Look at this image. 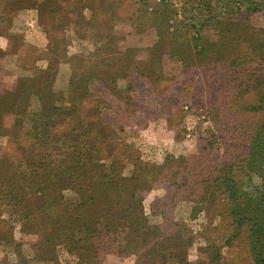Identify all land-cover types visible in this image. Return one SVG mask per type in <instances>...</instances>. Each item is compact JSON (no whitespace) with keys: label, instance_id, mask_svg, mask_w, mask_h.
I'll list each match as a JSON object with an SVG mask.
<instances>
[{"label":"rangeland","instance_id":"1","mask_svg":"<svg viewBox=\"0 0 264 264\" xmlns=\"http://www.w3.org/2000/svg\"><path fill=\"white\" fill-rule=\"evenodd\" d=\"M164 4L167 7L163 8ZM179 6L178 0H0V102L11 94L10 98L25 79L35 78L33 90L47 96L52 92L55 98L51 104L62 108V117L57 118L56 113L45 127L42 123L46 116L38 114L41 101L35 93L25 102L26 119L20 127H15L9 116H3L0 162L4 158L15 165L8 168L7 175L9 171L29 174L28 161L21 154L22 144H28L24 133L34 127L32 123L37 119L41 123L36 128L45 129L48 141L62 127L80 133V144L86 143V152L97 156L96 164L107 163V171L129 177L146 169V165L161 166L153 188L145 189L143 194L144 215L150 225L163 223L166 235L175 232L174 224L181 225L183 235L193 237L187 262L199 264L204 262L202 251L207 238L221 241L222 236L213 234L206 225L204 212L195 218L190 216L194 206L191 198L176 201L167 210L165 220L152 214L150 207L156 205L155 201L173 192L168 177V187L159 183L168 175V169L181 174L189 168L192 173L205 167L215 170L229 157L241 158L245 134L249 136L253 127L264 120V109L247 106L257 97L241 86L244 75L233 81L232 74L220 65L206 63L201 67L203 63L195 58L185 65L166 57L164 49L169 44L183 46L184 34L181 36L176 28L187 20ZM162 13L170 18L163 20ZM261 16L255 13L250 22L263 27ZM157 24L160 27L156 28ZM159 29H167L168 34L177 36L176 40L166 41ZM150 54L155 61L147 60ZM156 62L162 67L154 73ZM90 137L100 152L87 144ZM36 152L40 156L46 153L38 147ZM185 159L189 160L188 168L183 165ZM1 173L0 168V179ZM14 194L6 196L0 191V264H50L36 260L37 245L42 243L46 228L37 220L35 232L22 231L27 221L13 212ZM22 195L29 199L22 209L33 210L32 191L23 190ZM62 195L63 205L73 207L74 192L64 190ZM113 235L119 238L121 234ZM121 243L125 249L124 241ZM99 244L96 259L88 264H140L139 242V252L125 255L118 253L122 247L113 237ZM244 251L239 247L241 255ZM55 254L60 261L78 264L65 257L61 244L55 246L52 256Z\"/></svg>","mask_w":264,"mask_h":264},{"label":"trees","instance_id":"2","mask_svg":"<svg viewBox=\"0 0 264 264\" xmlns=\"http://www.w3.org/2000/svg\"><path fill=\"white\" fill-rule=\"evenodd\" d=\"M178 2L180 14L187 20L186 24L176 28L181 36L184 34L181 42L183 46L175 48L169 44L170 47L163 48L166 57L171 61L184 62L185 65L192 58L203 63L201 67L206 63L220 65L224 71L232 74L233 81L241 80L244 75L241 86L246 88L245 92H250L252 96L256 94L257 97L255 103L247 106L264 109V26L250 22L255 13H260L264 18V0ZM162 16L165 21L170 18L169 14L162 13ZM158 27L160 24L156 25ZM167 31L159 29L158 33H162L166 41L176 40L177 36ZM151 55L147 60L155 61ZM157 64L154 63V73L161 70V62ZM254 65L258 68L254 69ZM25 80L24 85L19 87L18 84L13 89L10 98L11 94L4 96L0 102V119L9 116L12 124L18 126L26 119L25 102L36 93L42 109L38 114L40 117L46 116L42 124L48 127L56 113L57 118L62 117V108L51 104L55 98L52 92L47 96L42 91L44 95L33 90L35 78ZM56 96L58 99L59 95ZM36 120L32 123L34 127L24 133L28 144H22L21 154H25L28 161L29 174L17 175V172L9 171L10 175H7L8 168H15V165L4 158L0 162L3 170L0 191L6 196L15 193L11 198L15 206L13 212L27 221L22 231L35 232L37 220L47 230L42 243L33 245L34 248L37 245L39 252L36 260L50 264H70L66 259H57L56 254L52 256L55 246L61 244L65 257L72 262L93 263L101 247L99 242L113 237L118 241L119 248L122 247L120 251L117 250L118 253L123 255L139 252L136 246L139 242L140 264H189L187 251L192 246L193 237L183 235L184 228L177 224L173 225L177 226L175 232L166 235L162 230L163 223L150 225L143 212V194L146 193L145 189L153 188V183L162 171L161 166L146 165V169L132 173L129 177L114 170L109 172L105 170L107 163H95L97 156L88 150L86 152V143L80 144V133H71L73 128H60L61 131L53 134L48 141L45 129L36 128L40 122ZM88 140L87 144L97 152L101 151L91 137ZM37 147L45 150V156L35 153ZM48 149L55 151L58 157L52 156ZM188 161L184 160L186 168L190 165ZM208 162L211 166V161ZM111 163L113 165V161ZM205 168L196 169L194 173L189 168L185 174L168 169V175L159 184L168 187L166 181L169 180L173 192L158 198L156 205L150 207L151 213L165 220L167 210L176 201L191 198L194 206L190 216L195 218L198 213L204 212L206 225L213 234L222 236L221 241L210 237L205 240L202 251L205 254L204 262L199 264H264V120L253 127L249 136L245 134V149L241 158L229 157L221 168L215 170ZM26 189L32 191L34 198L31 211L22 209L29 200L21 196ZM64 190L75 194L71 208L63 205L61 200ZM113 233L121 234L125 249L120 237ZM239 247L245 249L242 255L238 252ZM229 253L232 255L230 258Z\"/></svg>","mask_w":264,"mask_h":264}]
</instances>
